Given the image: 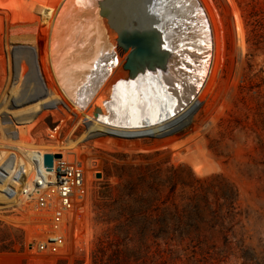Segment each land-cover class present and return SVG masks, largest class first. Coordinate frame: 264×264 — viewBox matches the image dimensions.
Returning a JSON list of instances; mask_svg holds the SVG:
<instances>
[{"label": "rangeland", "instance_id": "obj_1", "mask_svg": "<svg viewBox=\"0 0 264 264\" xmlns=\"http://www.w3.org/2000/svg\"><path fill=\"white\" fill-rule=\"evenodd\" d=\"M148 2L0 0V151L81 148L97 171L59 255L31 249L32 219L0 194V264H264V0H166V68L153 52L132 73L116 29L161 33L139 21ZM75 26L91 41L69 56ZM70 57L96 61L90 97L59 87ZM72 97L96 123L69 117L56 144L68 113L42 109Z\"/></svg>", "mask_w": 264, "mask_h": 264}, {"label": "built area", "instance_id": "obj_2", "mask_svg": "<svg viewBox=\"0 0 264 264\" xmlns=\"http://www.w3.org/2000/svg\"><path fill=\"white\" fill-rule=\"evenodd\" d=\"M48 104L50 107L45 106L42 111H50L51 117L58 111L68 113L58 125L48 129L49 140L56 144L63 134L62 124L69 117H78L91 126L96 123L89 108L74 107L62 99ZM29 136L34 138L30 133ZM66 148L21 144L13 147L9 160L0 165V194L6 200L19 201L22 215L32 219L39 234L33 236L31 249L43 255L62 254L71 232L75 239L81 235L80 225L96 180L94 160H84L81 148ZM46 154L60 155L54 157L51 169L44 166Z\"/></svg>", "mask_w": 264, "mask_h": 264}, {"label": "crops", "instance_id": "obj_3", "mask_svg": "<svg viewBox=\"0 0 264 264\" xmlns=\"http://www.w3.org/2000/svg\"><path fill=\"white\" fill-rule=\"evenodd\" d=\"M139 15V21L142 20V18H147L146 24H151L160 18L162 19V30L161 33L154 32L156 36L159 37L158 44L160 45V49L158 50V61L153 64V68H157V70L160 68V66L165 69L166 68V0H157L155 2H148L147 5L144 7H140L138 10ZM152 16V20L150 17ZM142 23V22H141ZM77 26L75 28H72L68 31L67 35L70 36V40L77 41L76 43L69 45L66 48L69 56L71 53L72 48L75 49V47L79 44L84 45L85 39L90 40L91 36H88L86 38V32L87 31H77ZM86 35V36H85ZM61 35H58V41L61 39ZM91 41V40H90ZM58 51H60V47H58ZM72 57V56H71ZM70 57V68L68 69L65 64H63L62 61H59V63L64 68L65 72L68 73L71 71V74L66 77V80L64 81V85H61V82L58 78L59 87L61 88H71V89H78L83 90V94L86 97H90L92 94V91L101 89L100 82L96 81L97 78L94 76V66L96 64V61L94 59L86 58L85 62L78 63V65L72 63V59ZM73 65V68H72ZM77 69V70H76ZM34 75L37 78V75L35 73L34 69ZM38 80V78H37Z\"/></svg>", "mask_w": 264, "mask_h": 264}, {"label": "water", "instance_id": "obj_4", "mask_svg": "<svg viewBox=\"0 0 264 264\" xmlns=\"http://www.w3.org/2000/svg\"><path fill=\"white\" fill-rule=\"evenodd\" d=\"M117 28V27H116ZM120 34V43L124 49L130 48L126 66L132 70V73L141 70L142 66L150 63L152 60V38L153 36L151 29L146 31L145 26L143 27L135 24L131 28H117ZM195 110H192L191 114ZM54 157L59 158L60 155L53 156L52 154H46L44 156V166L48 169L52 168ZM100 177V174H98Z\"/></svg>", "mask_w": 264, "mask_h": 264}, {"label": "trees", "instance_id": "obj_5", "mask_svg": "<svg viewBox=\"0 0 264 264\" xmlns=\"http://www.w3.org/2000/svg\"><path fill=\"white\" fill-rule=\"evenodd\" d=\"M30 54H31V56H30V64H31V68H32V71H33V74H34V69L39 64V60H38V57H37L35 51L30 52ZM10 154H12V153L7 152V151H3V150L0 151V165H1L2 162L6 161V160H9Z\"/></svg>", "mask_w": 264, "mask_h": 264}, {"label": "bare ground", "instance_id": "obj_6", "mask_svg": "<svg viewBox=\"0 0 264 264\" xmlns=\"http://www.w3.org/2000/svg\"><path fill=\"white\" fill-rule=\"evenodd\" d=\"M152 2H155V1H157V0H151ZM171 14L170 13H168V14H166V16L167 17H169ZM144 19H146L147 20V18L145 17ZM150 19L152 20V16L150 17ZM126 29V28H125ZM159 32V31H158ZM152 34H153V36H150L151 38H152V40H151V42H152V51L153 52H158V50L160 49V45L158 44V39H159V37L158 36H156V34L152 31ZM153 54V53H152ZM72 101L75 103V105L78 107V106H81V107H84V103L83 102H81L79 105H78V103L76 102V100H74L73 99V97H72ZM66 103V102H65Z\"/></svg>", "mask_w": 264, "mask_h": 264}]
</instances>
